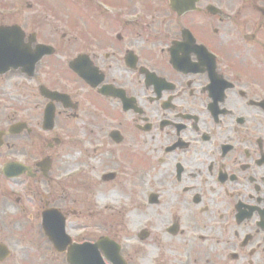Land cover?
<instances>
[{
    "label": "flooded vegetation",
    "instance_id": "1",
    "mask_svg": "<svg viewBox=\"0 0 264 264\" xmlns=\"http://www.w3.org/2000/svg\"><path fill=\"white\" fill-rule=\"evenodd\" d=\"M64 1L74 23L60 0H0L2 44L26 55L0 75V264H68L41 220L68 217L64 176L85 166L165 226L174 264H264V0Z\"/></svg>",
    "mask_w": 264,
    "mask_h": 264
},
{
    "label": "rangeland",
    "instance_id": "2",
    "mask_svg": "<svg viewBox=\"0 0 264 264\" xmlns=\"http://www.w3.org/2000/svg\"><path fill=\"white\" fill-rule=\"evenodd\" d=\"M61 4L58 5L59 12L62 13V19L66 22L74 23L76 19V9L70 4L66 3L64 0H60ZM71 3V2H69ZM68 25V24H64ZM82 123V121H80ZM75 135H80L78 137H84V133L82 131H78ZM72 134V136H75ZM82 135V136H81ZM68 140V138H65ZM68 143V142H67ZM66 147H63L61 151L63 152ZM68 151V150H67ZM87 161L85 162L83 159L80 161L81 165H89L93 167H98L99 164L95 161L89 160V155L87 156ZM129 158L128 155H123L122 160ZM131 173L135 176L137 174L136 165H137V157L134 156L129 160ZM76 167V165L74 166ZM93 177H98L97 173L91 174ZM120 184L110 185L105 188L104 191L106 193H110V191L120 192L124 188V181L120 180ZM55 185H53L54 187ZM43 190H52V187L49 185L42 186ZM60 192V191H59ZM130 193L129 191H127ZM96 195V194H95ZM107 194H105L106 196ZM61 197V194H60ZM106 201L101 203L100 200L96 199L94 201V196L89 197L88 195L85 197L83 193H79V196L76 197L75 193L69 188L65 187L64 189V201L61 204L62 207L72 215L70 217V227L73 232L76 230H82L84 228L89 229V234L86 239L92 240L98 239L101 235H108L113 238L120 239L123 246H127L130 249H136V247H140V251L134 254L136 264H174L175 258L180 254V251H175L173 244L171 243L169 237L165 235L164 227L161 226L157 229L149 230L147 225L149 223L143 222L140 220V223L137 224L133 218V213L131 210L135 208L133 205V200L129 199H115L117 202H122V209H115V211H111L109 209L103 210V208L109 204L108 196L105 197ZM59 199L54 200L53 202H58ZM32 201V210L36 204L43 205L41 198L31 199ZM78 201V203H77ZM93 201L96 203L94 205ZM126 203V204H125ZM102 211V212H101ZM91 212V215L89 213ZM149 221H152L153 218L151 216L148 217ZM124 222L127 225V228L124 230L122 225H119L120 222ZM32 225L36 224L34 221H30ZM114 225V226H113ZM146 229L149 233L151 239L149 241H140L138 238V234L142 229ZM158 237L164 243V239H166V243H168V247H160L159 249L155 248L154 237ZM147 239V240H148ZM162 245V243H161ZM180 247V244L178 245ZM159 259L156 261L155 259Z\"/></svg>",
    "mask_w": 264,
    "mask_h": 264
},
{
    "label": "water",
    "instance_id": "3",
    "mask_svg": "<svg viewBox=\"0 0 264 264\" xmlns=\"http://www.w3.org/2000/svg\"><path fill=\"white\" fill-rule=\"evenodd\" d=\"M0 72H2V71H0ZM88 252H89V250H87L86 247H83L81 250H79L76 253L75 252H71L69 254V261L72 264H76V262H77V264H83L84 261H85V257H88V255H89ZM96 263L99 264V262H96Z\"/></svg>",
    "mask_w": 264,
    "mask_h": 264
},
{
    "label": "bare ground",
    "instance_id": "4",
    "mask_svg": "<svg viewBox=\"0 0 264 264\" xmlns=\"http://www.w3.org/2000/svg\"><path fill=\"white\" fill-rule=\"evenodd\" d=\"M116 198V197H115ZM109 199H112V197H109Z\"/></svg>",
    "mask_w": 264,
    "mask_h": 264
}]
</instances>
